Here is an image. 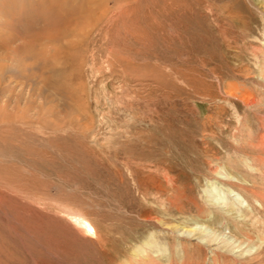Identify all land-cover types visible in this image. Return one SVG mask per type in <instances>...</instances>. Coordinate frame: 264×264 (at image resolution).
Returning <instances> with one entry per match:
<instances>
[{
  "label": "rangeland",
  "instance_id": "1",
  "mask_svg": "<svg viewBox=\"0 0 264 264\" xmlns=\"http://www.w3.org/2000/svg\"><path fill=\"white\" fill-rule=\"evenodd\" d=\"M51 1L0 0V264H264V0Z\"/></svg>",
  "mask_w": 264,
  "mask_h": 264
},
{
  "label": "bare ground",
  "instance_id": "2",
  "mask_svg": "<svg viewBox=\"0 0 264 264\" xmlns=\"http://www.w3.org/2000/svg\"><path fill=\"white\" fill-rule=\"evenodd\" d=\"M65 2V1H64ZM64 2L63 4L61 2H58L56 1H51L49 2V6L47 8V10L49 9V14H50V17L49 18H53V19H56V20H63V18L61 16H54L55 14L53 13V11L56 9H61L64 7H67L66 5H64ZM69 10V9H68ZM60 14V12H58ZM53 14V15H52ZM46 17V16H45ZM72 17V16H71ZM48 18V19H49ZM49 22V21H48ZM73 22V21H72ZM66 23V22H65ZM64 23V24H65ZM54 24V23H53ZM50 27H52L53 25H49ZM35 40L37 38H34ZM47 85H51L52 87H55L54 89H56L57 91H60V86L58 85V83H55V81H51V77L46 79V83ZM230 94H234V92H230ZM241 100L246 102V103H252V100L250 99V96L249 95H242L240 96ZM263 139V138H262ZM261 139V140H262ZM260 140V141H261ZM263 142V141H262ZM264 160V159H263ZM255 169V168H254ZM257 170V169H256ZM221 179V180H220ZM219 180L221 182H225L227 185H229L230 187H233V184L230 183V181H224V179L220 176ZM240 188V187H239ZM228 194V193H227ZM230 194V193H229ZM234 194V193H233ZM234 201V200H233ZM248 201V200H247ZM235 203V202H234ZM255 203H258L255 204ZM252 211H251V214H246L247 217L251 218L250 220L248 221H251V223L249 224V226H251V224H254V223H263L264 222V201H262L260 198H253V203H252ZM234 211V210H233ZM248 211V210H247ZM74 219H76V226L79 228L77 229L79 232H81L82 234H85V235H96V231H94V229L91 227L90 223L87 221V219H85L84 217L80 216V215H76V214H73L72 216ZM245 218V216L243 217V219ZM227 219V218H226ZM229 219V218H228ZM228 221V220H227ZM246 221V219H245ZM203 228V229H202ZM207 229V227H202V226H196L195 228H192L188 231H183V233H186V237H193L194 235H196V237L194 239H197L199 238L200 240H203V236H206L207 235V232L208 231H205ZM258 231V230H256ZM261 233V232H260ZM263 238V237H262ZM260 240V239H259ZM261 241V240H260ZM248 242V241H247ZM248 251V250H247Z\"/></svg>",
  "mask_w": 264,
  "mask_h": 264
}]
</instances>
